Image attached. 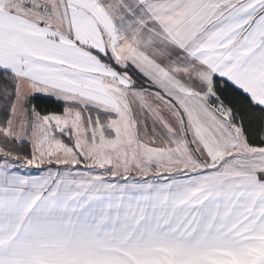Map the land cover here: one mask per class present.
Masks as SVG:
<instances>
[{"label":"snow or ice","instance_id":"1","mask_svg":"<svg viewBox=\"0 0 264 264\" xmlns=\"http://www.w3.org/2000/svg\"><path fill=\"white\" fill-rule=\"evenodd\" d=\"M0 264H264V0H0Z\"/></svg>","mask_w":264,"mask_h":264}]
</instances>
